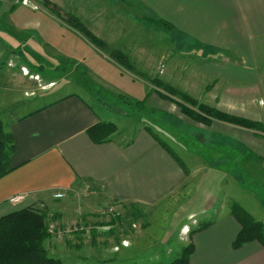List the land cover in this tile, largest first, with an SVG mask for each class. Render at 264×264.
Here are the masks:
<instances>
[{
    "label": "crops",
    "instance_id": "1",
    "mask_svg": "<svg viewBox=\"0 0 264 264\" xmlns=\"http://www.w3.org/2000/svg\"><path fill=\"white\" fill-rule=\"evenodd\" d=\"M9 1L0 2V13L5 16L0 19V46L4 51H21L23 56L73 58L77 63L70 64V68L79 75L70 83L81 90L67 91L60 98L27 111L24 106L29 103H25L23 96L17 102L11 100L14 108L10 111H5L0 101V114L4 111L8 114L5 129L13 134L16 147L10 157L11 171L0 177V217L28 207L62 217L64 225L71 218L83 221L85 216L82 225L86 230L54 235L46 241L51 256L63 263L65 258H74L78 264L95 261L89 253L92 249L108 252L112 246L105 238L103 243L94 240L96 236L104 237L99 235H104L107 226L86 220L90 214L100 212L101 204L112 202L114 211L131 208L136 215L145 208L152 210L164 205L172 216L166 222L167 230L181 234L185 247L193 244L188 264H264V246L259 241L233 246L241 225L223 203L222 178L217 180L213 175L209 180L211 189L201 192L200 182L198 186L191 184L190 174L184 172L176 155L170 154L143 127H134L129 130L131 135H127L124 128L117 126L110 140L102 142H95L88 135V128L109 119L104 117L102 108L90 104L83 92L97 100L99 95H114L112 91L116 89L142 100L147 95L146 83L109 58L97 56L94 51L86 53L90 46L82 35L48 13L35 12L27 5L8 11ZM50 1L86 24L99 17L103 21L112 20L111 10L116 7L140 9L141 21L145 14L163 18L174 26V31L168 33L184 34L187 44L198 46L204 61L220 56L221 61L213 67L206 62L202 67L204 77L208 75L214 81L233 82L234 78H240L234 75V60L221 56L234 52L252 54L245 45L255 36H264V0ZM28 56V67L23 65L25 71L31 65L50 68L54 64V69L64 66L63 62L52 63L42 57L31 63ZM250 71L248 78L253 74ZM66 85L73 87L69 82L61 86ZM159 99L151 95L147 102L156 108L166 107ZM224 133L234 140L233 130L225 129ZM217 159H212L211 166L218 167L220 172L222 167L216 163ZM203 160L205 167L207 159ZM248 178L264 189L263 175ZM238 188L232 197L264 224V195L252 187L246 189L241 183ZM57 192L64 193V197L54 198ZM16 194H21L22 199L11 202L10 197ZM83 251L88 255H83Z\"/></svg>",
    "mask_w": 264,
    "mask_h": 264
},
{
    "label": "rangeland",
    "instance_id": "2",
    "mask_svg": "<svg viewBox=\"0 0 264 264\" xmlns=\"http://www.w3.org/2000/svg\"><path fill=\"white\" fill-rule=\"evenodd\" d=\"M18 5H27L35 12H46L70 28L43 5V0H10L8 11H12ZM62 11L67 12L64 9ZM111 12L113 15L110 21H103L102 17H99L87 24L84 23L93 34L107 44L104 48H97L82 36L86 44L90 46L86 49V53L94 51L97 56L109 58L115 62L110 52L121 50L127 54L135 71L124 69L146 83L147 95L148 93L150 95L147 97L145 109L141 112L128 106L121 97L126 94L116 89L112 93L117 97L103 94L99 95L97 100L83 92L90 104L102 108L104 117L109 119L107 122L114 121L117 124L113 122L116 127L124 128L127 135H131L129 130L134 127H143L164 141L183 165L184 172L190 174L191 184L198 186L200 182L201 192L205 188L211 189L212 183H209V180L213 179V175L217 180L222 178L224 205L230 207L232 202H237L232 196L239 190V183L246 189L252 187L254 191L264 195L263 186L250 182L248 178L264 176V133L218 120H213L211 124L199 122L183 113L178 104L182 100L180 97L182 93L197 102V105L191 108L205 105L232 115L264 122V36H255L245 45L253 51L252 54L234 52V55L221 56L234 60V75L240 78H234L233 82L214 81L208 75L204 77L206 73L202 67L206 64L213 67L219 63L221 61L219 55L212 56L207 60L208 62L204 61L198 46L187 44L182 35L175 36L144 19L141 21L143 12L140 9L116 7ZM4 17L0 13V19ZM26 56L17 50L13 53L5 52L0 46V96L2 95L0 101L5 106V111L12 110L14 105L10 103L11 100L14 99L17 102L19 98H22L21 96L25 103H29L24 106V110L27 111L52 102L67 91L81 90L70 83L79 75L70 68V64L73 63L74 66L77 63L73 58L52 55L39 57L30 54L28 57L31 63L42 57L52 63L63 62L64 66L61 68L59 65L57 69H54V64L50 68L48 65H43L38 67L39 70L31 65V68L25 71L23 65L28 67ZM250 70L253 74L248 78L251 74ZM66 82L73 87L61 86ZM91 82L94 86L95 82L93 80ZM159 83L168 85L174 92H168ZM59 86L63 88L58 90ZM151 95L160 98L159 100L167 106L156 108L148 104L147 101ZM165 95L169 98H164ZM102 101L111 104L115 110L106 108ZM5 111L0 114V121L3 124L6 121L5 117H8ZM225 129L234 131V140L224 133ZM214 158H218L217 164L221 163L220 172L218 167L211 166ZM203 159H207L205 167H202ZM205 177L206 183L203 182ZM195 190L192 189V194ZM112 205H114L112 202L101 204L100 212L90 214L91 217L86 219L107 226L104 235H99L104 237L98 239L96 236L94 240L103 243L102 240L105 238L106 242L112 245L110 251L107 252L101 248L92 249L89 253L93 254L95 261L78 264H168L180 257L185 248L182 235L167 230L169 224L166 222L172 216L164 205L152 210L145 208L139 215L134 214L131 208H124L121 211L118 209L111 213L108 209ZM32 208L44 212L50 228H64L63 230L70 228L65 234L75 233L76 231L73 230L75 225L80 224L83 227L82 222L85 216H82L83 221L81 218L77 221L71 218L68 224L64 225L62 217L47 215L41 208ZM54 208L52 206L51 209ZM124 242H127V245H124ZM83 255H88V252L83 251ZM64 264H75L74 258H65Z\"/></svg>",
    "mask_w": 264,
    "mask_h": 264
},
{
    "label": "trees",
    "instance_id": "3",
    "mask_svg": "<svg viewBox=\"0 0 264 264\" xmlns=\"http://www.w3.org/2000/svg\"><path fill=\"white\" fill-rule=\"evenodd\" d=\"M43 5L70 28L85 37L94 46L97 48L106 47V42L93 34L79 17L70 12H63L61 7L50 0H43ZM143 19L149 23L155 24L164 31H174L173 24L156 15L151 16L145 14ZM173 35L184 36V34ZM110 56L120 66L129 70H134L129 57L121 50L117 49L111 51ZM160 85L168 92H174L168 85H163L162 83ZM149 95L150 93L142 100L132 99L126 95H122L121 97L128 106L134 107L141 112L145 109L146 100ZM163 97L169 98L168 95ZM180 97L182 100L178 102V104L181 106L182 112L192 119L205 124H211L213 120H218L244 129L264 133L263 121L232 115L205 105H198L197 108H191V106L197 105V102L190 96L182 93H180ZM102 102L109 110H115L111 104L105 101ZM116 129L117 127L113 122L100 121L88 128L87 133L93 141L102 142L110 140V136ZM152 135L175 157V154L164 141L158 139L156 135ZM15 149L13 134L7 131L4 124L0 121V177L11 171L10 157L15 152ZM230 211L241 225V230L233 246L237 248L253 240L259 241L264 246L263 223L254 219V217L237 202H232ZM45 218L44 212L32 207L20 209L0 217V264H64L60 258L51 256L46 249V241L54 236L55 232L47 225ZM193 250L194 247L191 243L184 248L180 257L175 258L168 264H188L189 257Z\"/></svg>",
    "mask_w": 264,
    "mask_h": 264
},
{
    "label": "built area",
    "instance_id": "4",
    "mask_svg": "<svg viewBox=\"0 0 264 264\" xmlns=\"http://www.w3.org/2000/svg\"><path fill=\"white\" fill-rule=\"evenodd\" d=\"M22 197L23 196L21 194H16V195H13V196L10 197V201L16 203V202H19L22 199ZM63 197H64V193L57 192V193L54 194V198H56V199H61ZM109 211L110 212L114 211V208L111 207L109 209ZM83 228L86 230V227H84V226L83 227H80L79 225H75V227L73 228V230L74 231H77V230L83 229ZM51 229L54 230L55 235H57V236H63L64 233H66V232H68L70 230V228H68V230H63V229H60V228L59 229H56L55 227H53ZM126 243L127 242H124V245H127Z\"/></svg>",
    "mask_w": 264,
    "mask_h": 264
}]
</instances>
